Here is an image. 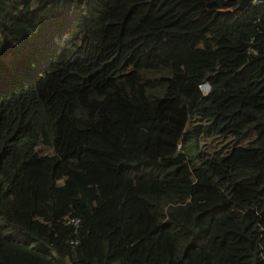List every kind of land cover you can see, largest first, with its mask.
<instances>
[{"label": "trees", "instance_id": "16d2710c", "mask_svg": "<svg viewBox=\"0 0 264 264\" xmlns=\"http://www.w3.org/2000/svg\"><path fill=\"white\" fill-rule=\"evenodd\" d=\"M56 260L264 264V0H0V264Z\"/></svg>", "mask_w": 264, "mask_h": 264}, {"label": "built area", "instance_id": "2783aa9c", "mask_svg": "<svg viewBox=\"0 0 264 264\" xmlns=\"http://www.w3.org/2000/svg\"><path fill=\"white\" fill-rule=\"evenodd\" d=\"M200 90L203 93V95H206L209 92V86L208 85H202L200 86Z\"/></svg>", "mask_w": 264, "mask_h": 264}, {"label": "rangeland", "instance_id": "374dc122", "mask_svg": "<svg viewBox=\"0 0 264 264\" xmlns=\"http://www.w3.org/2000/svg\"><path fill=\"white\" fill-rule=\"evenodd\" d=\"M57 261V260H56ZM57 264H60V261H57Z\"/></svg>", "mask_w": 264, "mask_h": 264}]
</instances>
